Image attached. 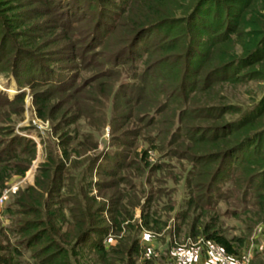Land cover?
<instances>
[{
    "label": "trees",
    "instance_id": "16d2710c",
    "mask_svg": "<svg viewBox=\"0 0 264 264\" xmlns=\"http://www.w3.org/2000/svg\"><path fill=\"white\" fill-rule=\"evenodd\" d=\"M117 10V15L110 18L112 25L100 22L92 38L96 47L103 44L101 47L106 53L102 52V55L106 63L118 66L122 61H139L144 65V75L140 78L143 85L135 88L136 95L132 99L137 101L144 86L153 85L152 80L157 74L174 71L171 84L176 82L177 87L169 89L170 84L168 91H161L160 96L165 100L153 110L146 128L153 125V118L166 109L165 102L171 96H175L183 107L194 106V94L209 93V88L222 83H241V70L264 68V0H122ZM44 12L37 10L34 16L41 17ZM151 35L158 37L151 40ZM202 36L205 39H201ZM194 64L200 69L205 65L210 67L204 78L207 85L202 91L195 87V77L189 80L192 74L200 72L193 69ZM256 74L263 79V74ZM33 76L40 78L28 81L31 88L37 85L46 87L45 91L33 95L38 117L52 119L49 102L53 91L64 94L70 92L69 86L63 88L60 85L66 83L62 78L44 71L33 73ZM148 78H151L149 83ZM82 91H71V96L77 99V94ZM17 98L22 100V96ZM196 104L202 120L218 124L189 128L182 122L181 126L175 127V132L182 139L175 143L180 138L173 136L169 146L173 145L175 149L168 154L171 158L185 161L190 168L183 178L184 210L174 218L177 222L174 232H179L182 226L188 227V238L195 240L201 237L219 246L226 254L237 255L242 241L224 237L217 228L216 205L218 200L226 202L225 195L220 192L221 184L238 185L242 182L244 190L240 193V204L255 186L258 191L251 193L259 210L257 218L264 216V154L259 153L264 144V95L254 109L227 123L221 119L227 114L225 108L210 107L209 102L199 100ZM75 108V103L69 107L74 112ZM69 109H65L66 112H70ZM185 112L186 109L178 114L179 122L184 120ZM141 118L144 117L139 121ZM70 139L65 138L62 144V159L65 161L69 160L67 149ZM84 140L85 143L89 137ZM146 142L156 149L154 140ZM11 148L5 150L4 161L17 158L19 153L26 157L20 160L22 165L12 168H9V163L0 165V187L13 172L23 177L35 159V143L28 138L16 137ZM74 149L76 157L80 156V151ZM178 149L182 150L181 153H177ZM141 156L142 167L138 173L144 167H148L149 172L160 169L159 166H149L145 161V151ZM54 162L53 157H48L46 163L38 167L33 185L18 191L12 204L6 201L0 219L6 216L14 218L9 233L16 237V243L0 242V264H19L14 263L12 255L22 256L24 250L30 252L36 264H134L140 251V237L137 238L140 231L158 235L166 228V223L161 221L155 210L150 214L147 211L151 203L159 202L157 198L154 200L153 194L169 198V192L164 188L154 191L150 188L140 204V199L132 193L133 185L124 182L127 190L113 194L106 207L98 204L94 197L86 196L90 192V183L86 184V189L85 185L75 186L67 176L64 179L63 165L52 170L51 163ZM119 164L115 166L118 168ZM103 174L112 176L107 172ZM179 179L177 176L171 180L176 183ZM64 180L70 183L62 184ZM149 182L145 181V184ZM114 184L94 183V186L114 188ZM62 190L65 197L60 198V203L50 200ZM210 194H214L217 200H212ZM136 208L140 209L138 219L134 218ZM161 208L167 212L172 210L169 199L161 204ZM104 215L109 222L107 227H104ZM106 236L116 237V245L106 249L103 245ZM252 260L253 264H264V255L253 256Z\"/></svg>",
    "mask_w": 264,
    "mask_h": 264
},
{
    "label": "rangeland",
    "instance_id": "374dc122",
    "mask_svg": "<svg viewBox=\"0 0 264 264\" xmlns=\"http://www.w3.org/2000/svg\"><path fill=\"white\" fill-rule=\"evenodd\" d=\"M121 4L122 0H0V165L9 163V168L22 165L20 160L26 157L22 153L17 158L4 161L5 150L12 147L16 137L34 141L36 153L24 176L11 173L0 191L10 190L12 194L8 195L7 202L12 204L18 191L33 185L38 167L46 163L48 157H53L55 161L51 163L52 170L63 165L64 179L67 176L75 186L85 185L86 189V184L90 183V192L86 196L94 197L98 204L106 207L113 194L127 190L124 182L133 185L132 193L140 199V204L144 202L150 188L153 191L164 188L169 192V198L153 194L154 200L157 198L159 202L151 203L147 210L149 214L155 210L161 221L166 223V228L158 235L149 232L151 242L156 243L160 251H164L144 261L143 246L138 241L140 251L134 264H176L169 256L173 238L181 245L203 239L188 238V227L185 226L179 232H174L177 225L174 218L179 211L184 210L186 195L183 178L190 168L185 161L171 158L168 154V151L175 149L173 145L169 146L174 140L173 136L178 135L180 138L175 143L182 139L175 132V127L181 126L182 122L189 128L218 124L200 118L196 104L198 100L209 102L210 107L225 108L227 114L221 118L224 123L236 121L244 112L254 109L257 101L264 95V68L241 70V83H222L214 85L213 89L209 88V93L194 94V106L183 107L175 96H171L165 102L166 109L153 118V125L146 128L153 110L165 100L160 93L168 89L174 71L157 74L152 80L153 85L144 86L137 101L132 99L136 95L135 88L143 85L140 78L144 75V65L139 61H122L118 66L106 63L102 55V52L106 53L101 47L103 44L96 47L95 39L92 38L93 31L99 29L100 22L112 25L110 18L117 15ZM37 10L45 11L44 15L35 17ZM157 37L151 35L149 39L156 40ZM201 39H205L204 36ZM195 68L200 72L192 74L189 80L192 81L195 77V87L202 91L207 85L204 78L210 67L205 65L201 70L194 64L193 69ZM41 71L62 78L66 84L60 86L64 88L68 85L70 89V92L64 94L53 91L49 102L52 119L47 120L38 117L33 96L45 91L46 87L37 85L31 88L28 84V81L36 77L33 73ZM256 73L263 74V79ZM149 79L151 78L147 79L148 83ZM175 87L176 82L169 89ZM79 89H83L82 93L77 94V99H73L71 91ZM18 96H22V100ZM6 98L8 101H4ZM74 103L77 108L75 112L69 109ZM184 109V120L179 122L178 114ZM128 117L130 118L127 119ZM140 117L144 118L139 121ZM70 122L73 124L68 125ZM86 137L89 140L84 143ZM65 138H71L67 149L68 161L62 159ZM150 139L154 140L156 149L146 142ZM79 143L84 144L78 146ZM74 147L80 151V156L76 157ZM142 151L146 152L145 161L149 166L160 167L158 171L149 172L148 167H144L138 173V169L142 167ZM177 151L181 153L182 150ZM259 153L264 154V144ZM116 163H121V167L117 168ZM104 172L112 176L104 175ZM177 176L180 178L178 182H172L171 179ZM148 180L150 182L145 184ZM110 182L115 183L114 188H109L108 185L102 188L94 186V183ZM68 183L70 182L67 180L62 182L65 185ZM243 190L242 182L238 185H220V192L225 195L226 202H217V228L226 238H240V251L252 245V257L263 256L264 216L262 219L257 218L259 210L254 205V194L251 193L258 190L252 186L245 201L242 200L240 204V193ZM210 196L212 200H217L214 194ZM63 197L65 193L62 190L49 199L60 203V198ZM167 199L172 208L170 212L161 208V204ZM104 216V227H107L109 222L106 220L107 216ZM139 216L140 209L136 208L134 218L138 219ZM12 219V216L0 219V242L8 245L16 243V237L9 233L14 225ZM143 232L141 230L137 238ZM116 243L117 238L114 236L103 238L106 249ZM12 257L14 263L36 264L30 252L25 250L22 256ZM248 264H253V260Z\"/></svg>",
    "mask_w": 264,
    "mask_h": 264
},
{
    "label": "built area",
    "instance_id": "2783aa9c",
    "mask_svg": "<svg viewBox=\"0 0 264 264\" xmlns=\"http://www.w3.org/2000/svg\"><path fill=\"white\" fill-rule=\"evenodd\" d=\"M9 193V189H5L0 193V215L4 211ZM150 236L149 232L144 231L139 239L140 244L143 246L144 261L155 255L153 248L150 246ZM144 243L147 245L144 246ZM171 245L169 256L172 262L176 264H191L199 249H202L208 255L210 260L208 264H248L252 257V245L238 252L237 255H228L219 246L204 240L181 245L173 238Z\"/></svg>",
    "mask_w": 264,
    "mask_h": 264
},
{
    "label": "crops",
    "instance_id": "0c3cea01",
    "mask_svg": "<svg viewBox=\"0 0 264 264\" xmlns=\"http://www.w3.org/2000/svg\"><path fill=\"white\" fill-rule=\"evenodd\" d=\"M147 244L144 243V246H146ZM150 246L153 248L154 250V254L156 255L158 252H160L159 254H161V252L164 251V249H162L160 251V247H158V245H156V243H154L153 241L150 242ZM158 254V255H159ZM154 255V256H155ZM209 257L208 255L202 250V249H199L196 253V256L194 258V260L192 261L191 264H208L209 262Z\"/></svg>",
    "mask_w": 264,
    "mask_h": 264
}]
</instances>
